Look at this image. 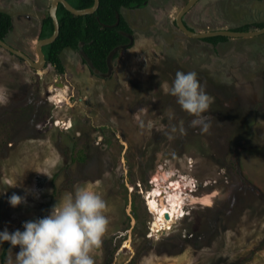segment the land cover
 Returning <instances> with one entry per match:
<instances>
[{
  "label": "rangeland",
  "instance_id": "1",
  "mask_svg": "<svg viewBox=\"0 0 264 264\" xmlns=\"http://www.w3.org/2000/svg\"><path fill=\"white\" fill-rule=\"evenodd\" d=\"M42 1L0 0L13 17L6 41L34 59L29 40L49 11ZM188 1L123 8L135 44L109 78L70 48L65 75L0 48V231H23L86 187L106 202L109 221L95 264H264V34L192 38L175 22ZM185 20L197 31L264 22V0H200ZM178 71L197 73L211 98L207 132L190 127L169 94ZM60 84L62 104L53 94ZM157 183L185 197L183 216L159 229L149 204ZM14 193L26 203L10 206ZM18 251L4 242L0 264H15Z\"/></svg>",
  "mask_w": 264,
  "mask_h": 264
},
{
  "label": "clouds",
  "instance_id": "2",
  "mask_svg": "<svg viewBox=\"0 0 264 264\" xmlns=\"http://www.w3.org/2000/svg\"><path fill=\"white\" fill-rule=\"evenodd\" d=\"M169 94L193 117L190 127L208 131L211 98L197 73L178 71ZM175 131L173 127L172 132ZM180 131L183 133L184 129ZM8 203L15 208L26 203V198L14 193ZM105 209L106 202L100 195L81 187L58 202L48 215L24 222L23 231H0V245L9 242L13 248L19 246L15 264H95L92 253L102 244L109 224Z\"/></svg>",
  "mask_w": 264,
  "mask_h": 264
},
{
  "label": "trees",
  "instance_id": "3",
  "mask_svg": "<svg viewBox=\"0 0 264 264\" xmlns=\"http://www.w3.org/2000/svg\"><path fill=\"white\" fill-rule=\"evenodd\" d=\"M68 1L74 7L80 9L91 7L95 3V0ZM147 2L149 0H101L100 7L95 13L84 16L75 15L67 10L64 5L60 4L58 8V17L61 25L60 34L53 43L43 47L47 59L46 67L51 66L58 74L66 73L67 67L63 61L62 53L65 49L70 48L78 52L84 50L92 59L95 67L100 72H106L109 53L115 47L128 43L129 37L126 34L133 32L122 13L123 8H141L146 6ZM118 14L120 15V23L116 25ZM12 26L13 18L11 14L0 10V37L2 39L6 40ZM253 26L264 27V22L246 24L234 30L248 31L252 30ZM54 30V22L48 11L42 21L39 38L50 37ZM229 39V37L225 36H216L204 38L203 40L218 44ZM0 48L2 49V47ZM8 53L14 55L10 52ZM16 57L19 58L18 56ZM84 62H86L85 59ZM80 159L82 161L86 160L83 151H81ZM8 250L9 246H6L2 255L3 260L6 259Z\"/></svg>",
  "mask_w": 264,
  "mask_h": 264
},
{
  "label": "water",
  "instance_id": "4",
  "mask_svg": "<svg viewBox=\"0 0 264 264\" xmlns=\"http://www.w3.org/2000/svg\"><path fill=\"white\" fill-rule=\"evenodd\" d=\"M200 0H189L187 4L184 6V8L179 12L176 18L177 25L179 28L188 36L192 38H209V37H216V36H225L229 38H253L259 35L264 34V27L255 28L248 31H241V30H234V29H220V30H207V31H194L190 29L186 23H185V15L192 10V8L199 2ZM101 0H95V3L93 6L88 8H76L74 7L68 0H52L49 13L50 16L53 19L55 30L54 33L47 38H39L36 43V52H37V59H34L29 54H27L24 50L16 48L12 45H10L6 40L2 39L0 37V47L2 49L18 56L19 58L23 59L26 63H28L30 66H32L35 69H45L47 65V59L46 54L43 50V47L53 43L59 36L61 25L60 20L58 17V8L59 4H62L65 6L67 10L72 12L75 15L84 16L88 14L95 13L98 8L100 7ZM118 20L116 22V25L120 23V15L118 14ZM130 42L128 44H125L123 46H118L115 49H113L108 57V63H109V70L106 73H101L99 69H97L92 61V59L88 56V54L81 50V55L83 58L87 61L88 65L91 69L94 70L95 73L100 74V76L108 78L113 74L114 70V64H113V58L117 51L127 48L130 45L134 44V36L132 34H129ZM60 87H63V84H60ZM169 214H167V218H169Z\"/></svg>",
  "mask_w": 264,
  "mask_h": 264
},
{
  "label": "bare ground",
  "instance_id": "5",
  "mask_svg": "<svg viewBox=\"0 0 264 264\" xmlns=\"http://www.w3.org/2000/svg\"><path fill=\"white\" fill-rule=\"evenodd\" d=\"M65 89L66 88H64V87L58 88V89H56V91L53 92V94H55L54 100H56V102L59 104H62L65 101V98H66L65 97ZM66 96H67V94H66ZM66 99H68V98H66ZM166 183H167V181H166ZM180 186H182V185H180ZM162 188L164 189V187L161 186V183L156 184V188L154 190L155 192H153V194L151 195V202H149L151 210L153 212H155V214H156L155 221L157 223H154V225L156 227L159 224L158 229L161 228L160 227L161 224L169 222V220L174 221L177 218H179L180 216H183V214H182L183 209L182 208H183V205L185 203V202L183 203V200L185 198L184 193H179V191L177 192L174 190H167V189H165V191H164ZM165 197H168V200H169L168 201L169 202L168 208H166ZM189 200L192 202L197 201L195 203H198V202L200 203V201L201 202L204 201L206 204V203H210L212 201V196L208 195V196H204L202 198H200V197L198 198L195 195H189ZM186 203H188V202H186ZM167 214L170 215L169 218H167Z\"/></svg>",
  "mask_w": 264,
  "mask_h": 264
},
{
  "label": "flooded vegetation",
  "instance_id": "6",
  "mask_svg": "<svg viewBox=\"0 0 264 264\" xmlns=\"http://www.w3.org/2000/svg\"><path fill=\"white\" fill-rule=\"evenodd\" d=\"M52 2V1H51ZM51 4V3H50ZM149 4V2H147L146 3V6ZM60 5V4H59ZM146 6H144V7H146ZM144 7H141V8H144ZM184 8V7H183ZM49 9H50V7H49ZM193 9V8H192ZM1 10V9H0ZM182 10V9H181ZM180 10V11H181ZM3 11V10H2ZM179 11V12H180ZM7 12V11H6ZM9 13V12H8ZM179 14V13H178ZM187 15V14H186ZM185 15V16H186ZM12 16V15H11ZM13 18V17H12ZM177 18V17H176ZM184 19H185V17H184ZM43 21V20H42ZM176 22V21H175ZM185 23H186V25L190 28V29H192V30H194V31H197V29H195V28H193L191 25H189L188 23H187V21L185 20ZM119 25V24H118ZM176 25H177V22H176ZM177 27L179 28V26L177 25ZM132 28V27H131ZM133 29V28H132ZM180 29V28H179ZM12 30V29H11ZM181 30V29H180ZM182 31V30H181ZM199 31V30H198ZM183 32V31H182ZM184 33V32H183ZM129 34H132L133 36H134V31L132 32V33H127L126 35L129 37ZM8 36V35H7ZM7 38V37H6ZM129 39V41H128V43L130 42V37L128 38ZM197 39H199V38H197ZM204 39V38H203ZM128 43H126V44H128ZM134 44H135V36H134ZM134 44L133 45H130L129 47H127V48H130V47H133L134 46ZM123 45H125V44H123ZM122 45V46H123ZM118 47V46H117ZM116 48V47H115ZM114 48V49H115ZM122 50V49H121ZM121 50H119V51H117L116 53H115V55H114V58H113V64H114V68H115V59L119 56V53L121 52ZM81 51V50H80ZM79 51V53L81 54V52ZM27 52V51H26ZM28 53V52H27ZM111 53V52H110ZM110 53H109V55H110ZM30 55V54H29ZM109 55H108V57H109ZM31 56V55H30ZM108 57H107V71L109 70V63H108ZM83 61H84V59H83ZM87 65H88V63H87V61L85 62ZM89 66V65H88ZM89 68H90V66H89ZM91 69V68H90ZM56 71V70H55ZM91 71H93V73L94 74H97V73H95L94 72V70L93 69H91ZM106 71V72H107ZM114 71V70H113ZM106 72H101V73H106ZM57 73V72H56ZM58 74V73H57ZM61 75H65V73L64 74H61ZM97 75H100V74H97ZM109 78V77H108Z\"/></svg>",
  "mask_w": 264,
  "mask_h": 264
},
{
  "label": "crops",
  "instance_id": "7",
  "mask_svg": "<svg viewBox=\"0 0 264 264\" xmlns=\"http://www.w3.org/2000/svg\"><path fill=\"white\" fill-rule=\"evenodd\" d=\"M50 1H52V0H43V1L41 2V4H40L41 9H42V10H45V9L49 8V7H48V4L50 3ZM39 33H40V32H39ZM38 39H39V34H38L37 37L32 38V39H30L29 41H37Z\"/></svg>",
  "mask_w": 264,
  "mask_h": 264
},
{
  "label": "built area",
  "instance_id": "8",
  "mask_svg": "<svg viewBox=\"0 0 264 264\" xmlns=\"http://www.w3.org/2000/svg\"><path fill=\"white\" fill-rule=\"evenodd\" d=\"M193 191H194V189H193Z\"/></svg>",
  "mask_w": 264,
  "mask_h": 264
}]
</instances>
